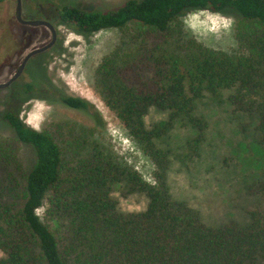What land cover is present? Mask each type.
Here are the masks:
<instances>
[{"label":"trees","instance_id":"trees-1","mask_svg":"<svg viewBox=\"0 0 264 264\" xmlns=\"http://www.w3.org/2000/svg\"><path fill=\"white\" fill-rule=\"evenodd\" d=\"M196 10L239 16L237 40L244 51L213 49L184 34L180 18ZM58 11L61 23L80 34L124 31L126 40L100 64L97 85L155 162L156 184L86 134L66 142L9 108L1 114L13 135L0 136V264H264V215L251 212L246 225H206L198 210L171 196L169 151L158 145L182 121L197 133L187 142L193 157L208 129L197 115L198 101L229 89L236 90L231 101L237 111L258 119L264 144V0H126L110 11L69 5ZM47 85L27 83L22 92L46 93ZM57 94L103 125L89 100ZM153 107L168 118L149 126L145 117ZM23 145L36 152L29 170L20 160ZM117 185L124 197L144 194L147 208L121 211L112 196ZM45 205L47 219L59 224L56 232L38 213Z\"/></svg>","mask_w":264,"mask_h":264},{"label":"rangeland","instance_id":"rangeland-1","mask_svg":"<svg viewBox=\"0 0 264 264\" xmlns=\"http://www.w3.org/2000/svg\"><path fill=\"white\" fill-rule=\"evenodd\" d=\"M125 1L23 0V17L52 23L58 38L50 49L30 58L16 81L0 90V136L13 135L1 118L2 113L13 107L30 126L65 137L66 142L86 134L119 161L137 170L146 181L156 184L155 162L129 136L126 125L106 105L97 85L98 68L126 40L124 31L112 28L80 34L62 24L58 15L64 5L110 11ZM16 5L17 0L0 2V83L17 72L30 51L51 41V31L46 26L24 25L17 20ZM240 19L234 14L196 10L180 18V28L207 47L241 53L244 50L239 46L236 31ZM39 81L44 86L50 81L52 88L33 95L22 92L27 83ZM57 92L89 100L100 112L103 125L99 126L90 113L66 106ZM235 92L224 90L217 97L207 94L198 101L197 115L207 120L208 129L199 152L193 157L187 156V142L197 133L182 121L158 143L169 151L171 196L198 210L210 227L231 222L246 225L253 211L264 215V144L257 130L258 119L237 111L231 101ZM167 118V112L153 107L145 122L150 126ZM20 160L27 170L34 167L37 160L34 148L23 145ZM112 196L126 213L142 212L148 205L144 194L122 196L119 185L113 189ZM45 209L46 205L38 213L56 232L59 224L47 219ZM2 258L4 253L0 250V261Z\"/></svg>","mask_w":264,"mask_h":264},{"label":"water","instance_id":"water-1","mask_svg":"<svg viewBox=\"0 0 264 264\" xmlns=\"http://www.w3.org/2000/svg\"><path fill=\"white\" fill-rule=\"evenodd\" d=\"M15 15L17 20L24 24V25H30V26H46L48 27L53 34V38L51 39V41L47 44H45L42 47L39 48H35L32 51H30L24 58L23 62L21 63V65L19 66L17 72L6 82L4 83H0V90L1 89H5L8 88L14 81H16L19 76L22 74L23 70L25 69L28 61L30 60L31 57L43 53L46 50L50 49L56 42V38H57V31L55 26L45 20H27L23 17V0H17V5H16V10H15Z\"/></svg>","mask_w":264,"mask_h":264},{"label":"flooded vegetation","instance_id":"flooded-vegetation-1","mask_svg":"<svg viewBox=\"0 0 264 264\" xmlns=\"http://www.w3.org/2000/svg\"><path fill=\"white\" fill-rule=\"evenodd\" d=\"M48 28V27H47ZM49 29V28H48ZM50 30V29H49ZM51 31V30H50ZM56 31H57V29H56ZM53 38V34H52V31H51V39ZM57 38H58V31H57ZM56 38V39H57Z\"/></svg>","mask_w":264,"mask_h":264}]
</instances>
